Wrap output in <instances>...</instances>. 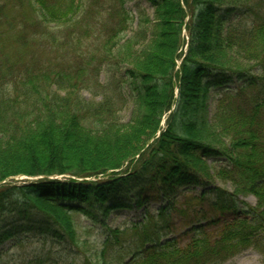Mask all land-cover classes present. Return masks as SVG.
Returning <instances> with one entry per match:
<instances>
[{
    "label": "trees",
    "instance_id": "obj_1",
    "mask_svg": "<svg viewBox=\"0 0 264 264\" xmlns=\"http://www.w3.org/2000/svg\"><path fill=\"white\" fill-rule=\"evenodd\" d=\"M126 1L0 0V183L44 177L1 184L0 215L22 233L52 235L85 264H124L123 251L129 264H223L247 249L264 260V0H146L153 19L138 6L136 27ZM234 11L241 19L231 23ZM119 67L134 104L128 122L117 88L98 82L103 68ZM216 77L248 80L222 94L207 119ZM209 157L226 165L211 175ZM212 179L233 188L216 209L233 212L225 197L253 196L255 207H245L253 219L178 247L161 243L175 210L161 208L140 223L106 228L100 248L83 253L92 229L79 218L96 224L129 209L133 192L158 198ZM3 230L0 242L12 236Z\"/></svg>",
    "mask_w": 264,
    "mask_h": 264
},
{
    "label": "rangeland",
    "instance_id": "obj_2",
    "mask_svg": "<svg viewBox=\"0 0 264 264\" xmlns=\"http://www.w3.org/2000/svg\"><path fill=\"white\" fill-rule=\"evenodd\" d=\"M258 3L260 0H252V5ZM140 6L145 9L150 19H153L154 9L146 0H129L125 3V9L134 18V27L137 24V7ZM241 19V13L234 11L229 16V22H237ZM229 24L228 22L226 25ZM53 27V26H52ZM26 60V57L23 59ZM125 68L103 70L98 75L99 84L106 83L109 80L113 86L117 88L118 93L122 98H119V105L121 111L119 113L123 122H128L131 119L134 104L129 82L125 76ZM256 70L252 72L255 77ZM248 80L245 78L232 77L228 79L214 78L212 82L219 85H212L209 89L204 115L207 119L213 116L215 105L222 94L236 93ZM95 87V86H94ZM93 87V88H94ZM82 96L86 100H91V95L83 92ZM99 97L97 98V100ZM167 120V119H166ZM165 126V122H162ZM210 167V174L222 166L226 165L225 159L221 157H209L206 159ZM18 177L11 183L15 182L17 185H24L22 181L25 179ZM29 180V179H26ZM34 180V179H33ZM30 179L29 181H33ZM64 180V179H61ZM92 181H95L94 179ZM233 188L228 183H223L218 179H212L210 182H198L196 184L185 185L179 187L176 191L167 196L160 194L155 197V194L147 193L145 195L137 196V192L129 195L127 203L129 209H117L111 211L106 217L99 219V223H92L88 219L78 220V225L82 229L91 228L89 234L90 247L85 248L83 253L86 255L88 250L94 252L100 248L107 237L106 228L116 229L123 227L125 224L140 223L145 214L156 212L161 208L173 207L175 210L170 211L172 229L166 238H163L161 243L167 241H175L178 247H184L188 242L200 233L217 236L222 225L232 222L236 219L252 220L253 217L247 215L249 211L245 207H255L256 200L253 196H238V198L226 199L225 204L232 207L234 204L235 211L220 212L219 202L222 199V194L231 195ZM201 195H204L202 198ZM195 197V199H194ZM12 216L7 214L0 215V228L4 226L10 229L12 236L2 239L0 242V264H85L84 257L72 250L70 247L52 235H42L40 231L36 233H22L11 220ZM4 230L0 233L3 234ZM152 246H146L143 249L140 257L145 256V251ZM82 252V249H81ZM89 256L90 254L87 253ZM124 256V257H123ZM124 264H129L132 261V256L127 255L125 251L122 252ZM88 264H94V258L88 259ZM223 264H264V260L253 249H247L235 257L229 259Z\"/></svg>",
    "mask_w": 264,
    "mask_h": 264
},
{
    "label": "water",
    "instance_id": "obj_3",
    "mask_svg": "<svg viewBox=\"0 0 264 264\" xmlns=\"http://www.w3.org/2000/svg\"><path fill=\"white\" fill-rule=\"evenodd\" d=\"M51 179H53V180H57V177H53V178H51ZM1 184H3V183H0V185H1Z\"/></svg>",
    "mask_w": 264,
    "mask_h": 264
}]
</instances>
